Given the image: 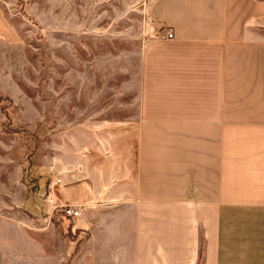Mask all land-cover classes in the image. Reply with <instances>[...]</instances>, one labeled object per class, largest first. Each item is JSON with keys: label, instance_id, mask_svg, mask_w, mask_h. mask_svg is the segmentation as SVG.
Returning a JSON list of instances; mask_svg holds the SVG:
<instances>
[{"label": "crops", "instance_id": "obj_1", "mask_svg": "<svg viewBox=\"0 0 264 264\" xmlns=\"http://www.w3.org/2000/svg\"><path fill=\"white\" fill-rule=\"evenodd\" d=\"M143 5L160 42L123 51L124 119L83 112L62 128L59 185L51 154L27 182L5 150L0 264H264V4ZM15 36L0 9V44ZM18 85L1 80V97L28 98ZM11 115L9 126L37 124ZM6 125L0 113V135Z\"/></svg>", "mask_w": 264, "mask_h": 264}, {"label": "rangeland", "instance_id": "obj_2", "mask_svg": "<svg viewBox=\"0 0 264 264\" xmlns=\"http://www.w3.org/2000/svg\"><path fill=\"white\" fill-rule=\"evenodd\" d=\"M144 1L0 0V9L17 34L14 43L0 44V81L16 79L28 97L14 104L0 95V113L7 124L0 135V163L10 164L5 155L9 149L23 164L29 182L47 174L42 166L46 153L51 154L50 178H59L53 166L59 165L63 127L82 121L83 112L98 114L90 117L92 123L124 119L123 110L133 106L120 71L123 51L160 42L149 33L152 26ZM11 113L37 124L31 129L9 126L15 119ZM44 176L45 182L50 180ZM51 188L57 192V186Z\"/></svg>", "mask_w": 264, "mask_h": 264}, {"label": "built area", "instance_id": "obj_3", "mask_svg": "<svg viewBox=\"0 0 264 264\" xmlns=\"http://www.w3.org/2000/svg\"><path fill=\"white\" fill-rule=\"evenodd\" d=\"M172 39H174V35L172 32H166L160 35V40L168 41ZM53 184L59 185L60 179L57 178ZM49 188H51V184L49 185ZM51 199L52 198H49V202H51ZM53 210L55 211L58 210L62 214L63 217L68 218V219H74L80 215L79 207L73 206V205H61V206L55 207Z\"/></svg>", "mask_w": 264, "mask_h": 264}, {"label": "trees", "instance_id": "obj_4", "mask_svg": "<svg viewBox=\"0 0 264 264\" xmlns=\"http://www.w3.org/2000/svg\"><path fill=\"white\" fill-rule=\"evenodd\" d=\"M62 215V214H61Z\"/></svg>", "mask_w": 264, "mask_h": 264}]
</instances>
